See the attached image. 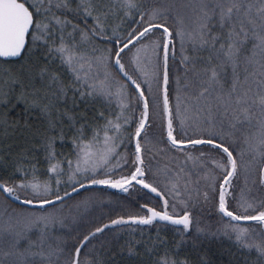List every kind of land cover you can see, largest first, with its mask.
<instances>
[{"label": "snow or ice", "instance_id": "obj_1", "mask_svg": "<svg viewBox=\"0 0 264 264\" xmlns=\"http://www.w3.org/2000/svg\"><path fill=\"white\" fill-rule=\"evenodd\" d=\"M9 60L0 97L36 123L0 146V264H193L167 226L264 264V0H0ZM99 186L143 196L78 231Z\"/></svg>", "mask_w": 264, "mask_h": 264}, {"label": "trees", "instance_id": "obj_2", "mask_svg": "<svg viewBox=\"0 0 264 264\" xmlns=\"http://www.w3.org/2000/svg\"><path fill=\"white\" fill-rule=\"evenodd\" d=\"M10 65L11 70L15 71L18 68L19 61H8L7 63L0 64V72L4 67L7 68ZM2 82L3 81L0 80V83ZM24 109V102L16 99L14 95L7 101L0 97V146H6L13 141H16L17 143L22 142L23 133L26 131L23 128L26 118L28 119L29 123L35 125V110H33L31 115H29V113L24 111ZM5 122H7L9 125L7 133H5ZM13 122H19L20 127L12 126ZM65 150H67V148H65ZM13 151H16V149L14 148ZM121 151H123V149H121ZM11 171V168H0V178L6 179L8 173ZM99 187L106 189L104 193L105 198L103 199V206L97 205L96 207L88 209V215L85 216L84 221L81 222L80 226L76 228V230L82 231L87 225V221L92 218L98 219L101 212L107 213L110 208L115 209V211H119L120 205L127 206L133 202L134 197L143 196V193H137L132 189L129 190L132 193V195L129 196L128 193H124L119 189H112L108 186ZM107 197H111V200H109ZM152 197H155V194H152ZM2 211L3 208L0 206V212ZM218 223L219 217L212 215L211 210L209 209L202 217L201 226H206L211 231H214ZM156 232L157 229L152 226H149L145 229V235L151 234L152 236H155ZM58 234L60 233H54V235ZM159 235L161 238L167 239V247H170L178 252L179 255L176 258H187L192 261L193 264L201 259L205 261H211V264H229L230 261H243L244 257L247 255V252L238 249L233 239L223 235L214 238L201 237L200 242L195 245L191 239L182 241L181 237L176 232L175 226L165 227L164 230L159 233ZM52 243L55 244L54 238L52 239ZM160 254H163V248L160 249ZM169 255L171 256L172 253L170 252ZM117 259L120 261V264H148L149 262V258L147 256L136 257L132 261H129L126 255L119 256ZM248 259L251 264V261L255 259V252H253L251 256L248 257Z\"/></svg>", "mask_w": 264, "mask_h": 264}, {"label": "rangeland", "instance_id": "obj_3", "mask_svg": "<svg viewBox=\"0 0 264 264\" xmlns=\"http://www.w3.org/2000/svg\"><path fill=\"white\" fill-rule=\"evenodd\" d=\"M9 68V66L7 67ZM6 67L3 68V70L0 72V76L3 75L5 73V70L7 69Z\"/></svg>", "mask_w": 264, "mask_h": 264}, {"label": "water", "instance_id": "obj_4", "mask_svg": "<svg viewBox=\"0 0 264 264\" xmlns=\"http://www.w3.org/2000/svg\"><path fill=\"white\" fill-rule=\"evenodd\" d=\"M9 61H16V60H9Z\"/></svg>", "mask_w": 264, "mask_h": 264}]
</instances>
